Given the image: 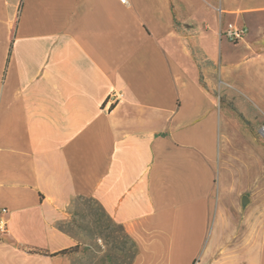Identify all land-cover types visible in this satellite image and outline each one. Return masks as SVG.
<instances>
[{
    "label": "crops",
    "instance_id": "0c3cea01",
    "mask_svg": "<svg viewBox=\"0 0 264 264\" xmlns=\"http://www.w3.org/2000/svg\"><path fill=\"white\" fill-rule=\"evenodd\" d=\"M126 1L0 0V264H79L87 199L129 264H264V0Z\"/></svg>",
    "mask_w": 264,
    "mask_h": 264
},
{
    "label": "rangeland",
    "instance_id": "374dc122",
    "mask_svg": "<svg viewBox=\"0 0 264 264\" xmlns=\"http://www.w3.org/2000/svg\"><path fill=\"white\" fill-rule=\"evenodd\" d=\"M76 204L78 217L75 230L82 244L71 251L80 254L79 264H129L131 243L121 228L95 202L87 199L78 200Z\"/></svg>",
    "mask_w": 264,
    "mask_h": 264
},
{
    "label": "built area",
    "instance_id": "2783aa9c",
    "mask_svg": "<svg viewBox=\"0 0 264 264\" xmlns=\"http://www.w3.org/2000/svg\"><path fill=\"white\" fill-rule=\"evenodd\" d=\"M122 4H126V0H120ZM248 33L247 27H240L234 24H228L224 31L220 32V36L226 38L229 42L236 44L240 42ZM124 99L122 92H112L105 102V107L109 110L116 106ZM260 135L264 138V123L259 129ZM8 210L5 207L0 206V235L4 236L8 233Z\"/></svg>",
    "mask_w": 264,
    "mask_h": 264
},
{
    "label": "trees",
    "instance_id": "16d2710c",
    "mask_svg": "<svg viewBox=\"0 0 264 264\" xmlns=\"http://www.w3.org/2000/svg\"><path fill=\"white\" fill-rule=\"evenodd\" d=\"M15 22H16V20L12 23L11 34H12L13 31H14V28H15ZM70 250H72V249H70ZM70 250H64V251L60 252V254H65L66 252H69ZM132 255H133V253H132Z\"/></svg>",
    "mask_w": 264,
    "mask_h": 264
}]
</instances>
